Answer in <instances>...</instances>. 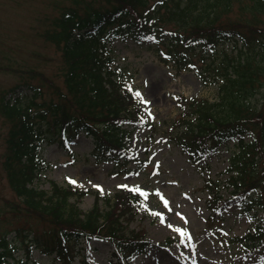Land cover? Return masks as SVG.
I'll list each match as a JSON object with an SVG mask.
<instances>
[{
    "label": "trees",
    "instance_id": "trees-1",
    "mask_svg": "<svg viewBox=\"0 0 264 264\" xmlns=\"http://www.w3.org/2000/svg\"><path fill=\"white\" fill-rule=\"evenodd\" d=\"M104 3L106 7L74 0L73 6L55 18L53 30L44 33L63 52L64 87L48 78L52 89L49 99L43 98L42 89L35 84H28L31 96H0V119L2 125L7 124L0 162L14 194V199L6 201L8 213L17 221L34 218L44 225L41 232L25 226L0 231V264L9 262L20 241L35 244L48 254L56 252L60 264H72L75 254L83 264H89L86 250L74 248L73 242L77 245L81 240H107L113 246L111 254L122 257L119 264H131L126 263L131 254L148 252L151 242L145 232L128 227L141 195L127 190H119L113 197L96 195L93 208L82 211L70 198L82 196L85 191L54 184L47 192L36 188L33 182L48 166L41 158L45 141H60L67 146L84 132L93 137L98 162L113 160L128 150L132 135L126 124L146 121L147 112L135 95L137 92L126 87L129 71L116 65L112 50L107 48L118 35L152 44L161 62L175 68L178 74L190 69L204 85L219 83L218 100L213 102L177 95L181 113L173 121L178 129L173 141L195 159L217 154L222 144L235 141L238 151L229 158V169L234 171L229 182L232 195L240 196L244 212L254 210L255 215L261 210L263 215L254 229L238 240L245 248L262 250L264 29H248L247 24V31L240 17L248 15L251 20L262 22L264 0ZM236 4L240 17L234 20ZM227 42L239 47L236 55L224 52L219 56L218 49ZM41 79L45 81L44 77ZM12 90L16 92L17 88ZM245 135L251 139L245 140ZM206 185L214 196L207 202L213 211L222 196L216 180L209 179ZM100 198L108 203L107 207L100 206ZM3 217L0 211V219ZM10 233L15 238L11 239Z\"/></svg>",
    "mask_w": 264,
    "mask_h": 264
},
{
    "label": "rangeland",
    "instance_id": "rangeland-1",
    "mask_svg": "<svg viewBox=\"0 0 264 264\" xmlns=\"http://www.w3.org/2000/svg\"><path fill=\"white\" fill-rule=\"evenodd\" d=\"M73 1L0 0V96H31L33 92L28 84H35L42 89L43 98L49 99L52 89L48 78L64 87L62 71L66 62L63 52L44 33L47 29L53 30L55 18L63 9L73 6ZM83 1L106 7L105 0ZM238 7V4L234 7V20L240 17ZM247 16L240 17L246 29L247 24L248 29H264V15L262 22ZM107 48L112 50L117 65L129 71L127 87L142 94L139 99L148 112L144 115L147 116L146 125L127 123L133 136L128 143V153L123 154L119 162H96L93 137L84 132L69 141L67 146L60 141H45L41 158L48 166L33 181L35 187L49 192L52 185L57 184L86 191L82 196L70 198L82 211L93 208L96 195L113 197L117 190L126 189L119 185H127L129 189L139 187L147 193V199L142 195L141 203L133 208L135 213L129 218L128 227L144 231L152 245L149 254L133 255L130 258L133 264H264V244L262 250L253 251L238 240L253 229L262 212H257L256 216L253 210L244 212L240 196L231 195L232 172L228 171V160L237 151V146L231 141L220 146L219 153L196 162L173 142L177 131L173 121L181 113L177 95L208 98L213 102L218 99L219 83L204 85L191 70L178 74L175 68L161 63L155 47L123 35L115 37ZM237 49L239 47L233 43L219 48L221 54L228 55H236ZM12 88L17 91L12 93ZM0 130L2 153L7 132V124L2 125V119ZM244 137L246 140L251 138ZM209 177L219 182L224 200L219 215H210L206 207L211 193L204 183ZM68 178L78 183L73 185ZM0 197V211L5 215L0 219V231L25 226L41 232L44 225L38 220L17 221L8 213L6 201L14 199V194L2 172L1 162ZM99 201L102 208L107 207L106 201ZM9 237L15 238L14 233ZM73 245L77 250L84 247V242L81 240L77 245L73 242ZM86 245L89 246L87 254L91 264H115L111 254L113 247L108 241L89 240ZM17 248L7 264H60L55 252L48 254L34 244L20 241ZM75 256L73 264H82L80 256ZM118 261H121L119 257Z\"/></svg>",
    "mask_w": 264,
    "mask_h": 264
},
{
    "label": "snow or ice",
    "instance_id": "snow-or-ice-1",
    "mask_svg": "<svg viewBox=\"0 0 264 264\" xmlns=\"http://www.w3.org/2000/svg\"><path fill=\"white\" fill-rule=\"evenodd\" d=\"M135 95H136L137 97H140L142 94L139 93V92H137ZM177 99H179V98L177 97ZM144 102H145V103H148V101H144ZM149 114L151 115V113H149ZM68 179H69V182L72 183L73 185H76V184L78 183L77 181L72 180L71 178H68ZM95 187L100 188V191L103 192V189H102L100 186L95 185ZM118 187L126 188V189H128L129 191L137 192V193H139L140 195H143V196L145 197V199H147L148 194L145 193V192H143V190L139 189V187L130 188V189L128 188L127 185H119ZM161 198L163 199L162 196H161ZM165 206H167V201H165ZM156 215H160V214H159V213H156ZM169 226H171V225H169Z\"/></svg>",
    "mask_w": 264,
    "mask_h": 264
}]
</instances>
